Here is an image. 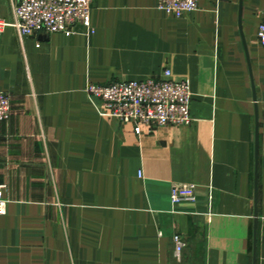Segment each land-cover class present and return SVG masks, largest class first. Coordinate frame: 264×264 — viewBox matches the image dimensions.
Listing matches in <instances>:
<instances>
[{
	"label": "crops",
	"instance_id": "0c3cea01",
	"mask_svg": "<svg viewBox=\"0 0 264 264\" xmlns=\"http://www.w3.org/2000/svg\"><path fill=\"white\" fill-rule=\"evenodd\" d=\"M263 14L264 0H200L182 18L93 0L71 36L0 32V264H264ZM166 69L190 86L189 125L137 134L86 90ZM183 184L198 201L175 208Z\"/></svg>",
	"mask_w": 264,
	"mask_h": 264
},
{
	"label": "built area",
	"instance_id": "2783aa9c",
	"mask_svg": "<svg viewBox=\"0 0 264 264\" xmlns=\"http://www.w3.org/2000/svg\"><path fill=\"white\" fill-rule=\"evenodd\" d=\"M200 0H158V9L168 16L182 18L199 7ZM93 0H14V20L0 16V32L14 27L21 36L64 33L71 36L77 25L90 27ZM92 31V30H91ZM257 43L264 46V14L259 26ZM92 99L101 101L100 114L121 124H133L137 134L143 126L156 127L189 125L192 92L186 80H177L166 69L161 78L114 81L107 85L90 84L86 88ZM11 114L10 95L0 92V119ZM0 183V215L6 213L5 191ZM175 208L182 204H196L197 187L193 184L175 185L171 193ZM177 258L187 243L176 233L173 236Z\"/></svg>",
	"mask_w": 264,
	"mask_h": 264
}]
</instances>
